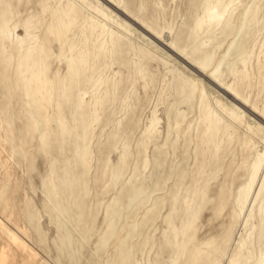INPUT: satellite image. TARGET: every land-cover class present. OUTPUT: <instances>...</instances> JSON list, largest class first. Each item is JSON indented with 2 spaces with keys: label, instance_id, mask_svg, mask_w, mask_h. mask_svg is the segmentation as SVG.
Returning <instances> with one entry per match:
<instances>
[{
  "label": "rangeland",
  "instance_id": "obj_1",
  "mask_svg": "<svg viewBox=\"0 0 264 264\" xmlns=\"http://www.w3.org/2000/svg\"><path fill=\"white\" fill-rule=\"evenodd\" d=\"M110 1L0 0V264H264V0Z\"/></svg>",
  "mask_w": 264,
  "mask_h": 264
},
{
  "label": "bare ground",
  "instance_id": "obj_2",
  "mask_svg": "<svg viewBox=\"0 0 264 264\" xmlns=\"http://www.w3.org/2000/svg\"><path fill=\"white\" fill-rule=\"evenodd\" d=\"M107 1L111 3L110 0H107ZM113 2H114V1H113ZM67 17H68V16H67ZM210 17H211V22H213L214 20L220 22V20H221L220 17H213L212 15H211ZM210 24H211V23H210ZM199 29H200V28H199ZM70 70L73 71L74 68L71 67ZM38 73H39V72H38ZM38 73H37V74H38ZM226 92H227V93H230L231 95H233V93H231L229 89H226ZM259 161H260V159H259ZM262 161H263V160H262ZM260 170H261V163L258 162V163H256V164L253 166V172H252V175H251V178H250L249 187H252V186L255 184L256 179H257V177H258V174H259Z\"/></svg>",
  "mask_w": 264,
  "mask_h": 264
}]
</instances>
